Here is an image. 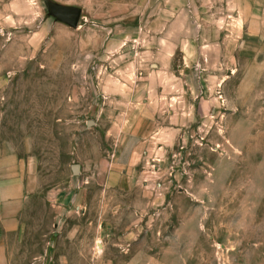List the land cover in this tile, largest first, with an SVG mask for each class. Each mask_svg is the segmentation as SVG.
I'll return each instance as SVG.
<instances>
[{
	"label": "rangeland",
	"instance_id": "374dc122",
	"mask_svg": "<svg viewBox=\"0 0 264 264\" xmlns=\"http://www.w3.org/2000/svg\"><path fill=\"white\" fill-rule=\"evenodd\" d=\"M11 164V264H264V0H0Z\"/></svg>",
	"mask_w": 264,
	"mask_h": 264
},
{
	"label": "crops",
	"instance_id": "0c3cea01",
	"mask_svg": "<svg viewBox=\"0 0 264 264\" xmlns=\"http://www.w3.org/2000/svg\"><path fill=\"white\" fill-rule=\"evenodd\" d=\"M78 27V26H77ZM192 54L186 53L187 61L192 60ZM191 62H188L190 64ZM147 103H145V107ZM143 119L135 122L132 130L123 128L117 138L127 139L130 134L138 135ZM123 132V133H122ZM33 164L6 165L0 171V264H11L10 244L22 243L24 238V215L29 209L32 195L37 192L38 182ZM114 167V165H112ZM4 170L7 173L4 174Z\"/></svg>",
	"mask_w": 264,
	"mask_h": 264
},
{
	"label": "water",
	"instance_id": "95a60500",
	"mask_svg": "<svg viewBox=\"0 0 264 264\" xmlns=\"http://www.w3.org/2000/svg\"><path fill=\"white\" fill-rule=\"evenodd\" d=\"M49 13L55 16L59 21L77 28L81 18L82 10L79 7L66 6L59 4L46 3ZM93 121H88L87 125H91ZM74 174L79 173V166L77 164L71 166Z\"/></svg>",
	"mask_w": 264,
	"mask_h": 264
}]
</instances>
